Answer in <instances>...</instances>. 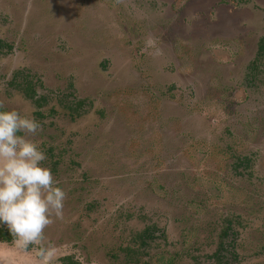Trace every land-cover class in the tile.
I'll return each mask as SVG.
<instances>
[{
  "label": "rangeland",
  "instance_id": "rangeland-1",
  "mask_svg": "<svg viewBox=\"0 0 264 264\" xmlns=\"http://www.w3.org/2000/svg\"><path fill=\"white\" fill-rule=\"evenodd\" d=\"M263 37L264 0H0V104L40 122L66 192L43 241L0 243V264H41V243L47 264H126V248L219 264L233 218L229 264H264Z\"/></svg>",
  "mask_w": 264,
  "mask_h": 264
},
{
  "label": "clouds",
  "instance_id": "clouds-1",
  "mask_svg": "<svg viewBox=\"0 0 264 264\" xmlns=\"http://www.w3.org/2000/svg\"><path fill=\"white\" fill-rule=\"evenodd\" d=\"M39 129L34 117L0 104V225L12 235V245L25 251L43 241L53 215L61 217L66 197L44 163L46 153L30 138ZM54 251L41 243V264L51 261Z\"/></svg>",
  "mask_w": 264,
  "mask_h": 264
},
{
  "label": "trees",
  "instance_id": "trees-1",
  "mask_svg": "<svg viewBox=\"0 0 264 264\" xmlns=\"http://www.w3.org/2000/svg\"><path fill=\"white\" fill-rule=\"evenodd\" d=\"M258 58L259 61L255 62L256 64H253L250 67V70L253 74L257 72V69L259 68V65L264 63V38L261 39L259 46H258ZM254 79V78H253ZM50 154V153H49ZM246 161V159H244ZM241 161V160H240ZM56 165V164H55ZM55 169H52V172H54ZM230 231L227 228L224 232L221 233V242L219 243L218 250L216 253L213 254L214 259L218 261L219 264H229V256L235 257V252L231 251L232 250V243L227 244L225 243V239L229 237L228 233ZM158 229L155 227L148 228L144 230L142 234H140L135 240V245L140 247L141 249H147L149 248L152 244L157 242L160 239V236L158 235ZM164 237V234L163 236ZM13 242V237L9 233L7 227L5 225H0V243H7V244H12ZM138 243V245H137ZM140 251L142 250H130L129 248L125 249L126 254L124 253L125 259H126V264H131L129 260H132V258H137L140 256ZM146 251V250H145ZM147 252V251H146ZM146 253L144 252L142 256L144 257ZM115 257V263L118 264V257L117 255ZM58 263L61 264H81L79 261L73 259L70 256L63 257L59 260ZM140 260L136 263L139 264Z\"/></svg>",
  "mask_w": 264,
  "mask_h": 264
},
{
  "label": "flooded vegetation",
  "instance_id": "flooded-vegetation-1",
  "mask_svg": "<svg viewBox=\"0 0 264 264\" xmlns=\"http://www.w3.org/2000/svg\"><path fill=\"white\" fill-rule=\"evenodd\" d=\"M264 38V37H263ZM263 38H261V39H263ZM261 41V40H260ZM260 41H259V43H260ZM258 46H259V44H258ZM26 82H28V80L26 79L25 80ZM16 82V81H15ZM27 87H29V88H27V91H26V97L27 98H29V99H31V100H33L35 103H36V105L40 108H42L43 107V103H44V99H42L43 97H37V93L31 88V85H30V82H28V85H27ZM33 94H35V96H33ZM39 115L38 116H40V117H42L41 116V113H38ZM249 165H250V160L249 159H246V161L244 160V159H242L241 161L239 160V162H238V164H237V166H236V168H240V167H249ZM237 223V225H240L234 218L233 219H231L230 221H228L227 222V227L225 228V230L228 228L229 229V227H230V233H234V230H233V225L235 226V224ZM224 230V231H225ZM223 231V232H224ZM230 233H228V235L230 234ZM142 234V233H141ZM237 234L239 235V233L237 232ZM140 234H138L137 236H136V238L139 236ZM234 235V234H233ZM232 235V236H233ZM232 243V245H233V247L236 245V235H234V241L233 242H231ZM231 243H229V244H231ZM232 247V248H233ZM215 260V262L216 263H218V261L216 260V259H214Z\"/></svg>",
  "mask_w": 264,
  "mask_h": 264
}]
</instances>
